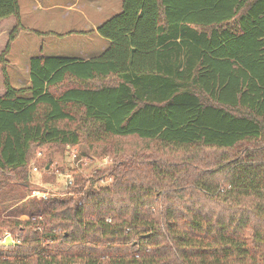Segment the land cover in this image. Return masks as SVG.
I'll list each match as a JSON object with an SVG mask.
<instances>
[{
	"label": "trees",
	"instance_id": "1",
	"mask_svg": "<svg viewBox=\"0 0 264 264\" xmlns=\"http://www.w3.org/2000/svg\"><path fill=\"white\" fill-rule=\"evenodd\" d=\"M6 17L0 201L19 202L0 206V235L20 241L0 264H264V0H122L99 54L32 55L19 87L20 31L92 29L26 27L18 0H0ZM133 135L143 147L61 191L8 188L27 186L35 146Z\"/></svg>",
	"mask_w": 264,
	"mask_h": 264
},
{
	"label": "rangeland",
	"instance_id": "2",
	"mask_svg": "<svg viewBox=\"0 0 264 264\" xmlns=\"http://www.w3.org/2000/svg\"><path fill=\"white\" fill-rule=\"evenodd\" d=\"M122 0H18L21 13V22L40 31L53 30L58 33L91 30L88 33L71 32L65 35L49 33H35L22 30L11 44L7 55V72L13 86L19 87L26 84L29 79V58L35 54L44 55H70L81 56L86 52L94 54L100 52V43L96 39H105L100 36L95 27L118 12ZM13 24V18L10 17ZM7 30V31H8ZM7 31L0 35V47L2 48ZM107 40V39H106ZM0 93L3 85L0 73ZM144 139L137 136L108 137L104 141L81 142L76 145L48 144L35 146L28 164V183L26 187L15 184L14 190L24 191L22 200L32 197H43V192L61 191L66 188V180L76 173L88 177L96 168L106 167L104 161H111L112 155L117 149L135 150L143 147ZM40 152L41 154H38ZM75 157H72V153ZM35 154V155H34ZM33 156V157H32ZM49 159L50 163H47ZM109 161V162H110ZM35 166L36 169L32 170ZM106 181L101 182L102 184ZM12 193V192H11ZM0 206L8 205L3 211L9 210L19 201L15 195L8 198L4 195ZM21 200V201H22ZM26 214H18L15 217L25 218ZM7 232L3 230L1 233Z\"/></svg>",
	"mask_w": 264,
	"mask_h": 264
},
{
	"label": "crops",
	"instance_id": "3",
	"mask_svg": "<svg viewBox=\"0 0 264 264\" xmlns=\"http://www.w3.org/2000/svg\"><path fill=\"white\" fill-rule=\"evenodd\" d=\"M20 15H21V13H20ZM9 18L10 17H6V18H3L0 20V35H1V33L6 32V30L8 29V27L12 23L11 19H9ZM24 26H26V25H24ZM26 27H28V26H26ZM96 27H95V29H96ZM96 41H98L100 43V47H99L100 52L108 45V40H106V39H101L99 37V39H96ZM100 52H95L94 54H90V53L86 52L84 54H81V56H78V57L83 58V59H87L89 57H92V56L99 54ZM26 81L27 82L24 85H27L29 83V79ZM0 89H1V87H0Z\"/></svg>",
	"mask_w": 264,
	"mask_h": 264
},
{
	"label": "built area",
	"instance_id": "4",
	"mask_svg": "<svg viewBox=\"0 0 264 264\" xmlns=\"http://www.w3.org/2000/svg\"><path fill=\"white\" fill-rule=\"evenodd\" d=\"M38 154H41L40 152H38ZM72 157H75V153L73 152L72 153ZM104 161L107 163V165H109V161H107L106 159H104ZM106 165V166H107ZM36 169V167L35 166H33L32 167V170H35ZM72 181H73V179H72V177L70 176V177H68L67 178V180H66V187H68V185L69 184H71L72 183ZM101 182H103V181H106L105 179L103 180V179H101L100 180ZM43 197H45L46 195H47V192H43L42 194H41ZM25 217H27V216H25ZM40 217V216H39ZM32 218H34V216L32 217ZM20 241V238L19 237H14V236H12L9 232H4L3 234H1L0 235V245H8V244H14V243H16V242H19ZM72 264H76V263H72Z\"/></svg>",
	"mask_w": 264,
	"mask_h": 264
}]
</instances>
